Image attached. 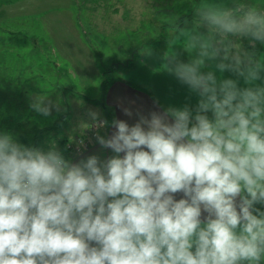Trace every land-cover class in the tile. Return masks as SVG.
<instances>
[{"label": "clouds", "instance_id": "9594fccd", "mask_svg": "<svg viewBox=\"0 0 264 264\" xmlns=\"http://www.w3.org/2000/svg\"><path fill=\"white\" fill-rule=\"evenodd\" d=\"M195 13L169 41L191 59L166 54L167 70L200 97L195 114L186 106L131 127L114 120V135L97 137L116 154L102 166L0 134V264L264 261V211L255 207L264 204V56L240 43H264V5L206 0ZM210 62L246 86L203 71ZM45 99L32 108L47 116Z\"/></svg>", "mask_w": 264, "mask_h": 264}, {"label": "rangeland", "instance_id": "374dc122", "mask_svg": "<svg viewBox=\"0 0 264 264\" xmlns=\"http://www.w3.org/2000/svg\"><path fill=\"white\" fill-rule=\"evenodd\" d=\"M196 1L0 0V4L10 5H5L8 12H0L6 17L4 19L0 15V54L5 60L7 56L14 58L19 55L22 63L17 64L23 65L26 61L28 64L34 56L39 58L48 55L53 45L65 58L68 56L69 89L67 88L68 94L64 93L63 101L64 106L69 107L68 111L62 110L55 103V111L59 113H54L51 122L56 126L47 132L43 130L36 134V148L46 152L53 145H63L60 140L64 135L67 138L70 136L61 124L67 123L66 128L73 129L81 123L82 117L86 116L87 119L97 113L95 103L101 99L108 75L111 79L121 72L143 48L163 47L180 22L183 27H193L195 8L203 0ZM237 2L238 0H223L229 7ZM241 2L245 3L244 0ZM8 17L12 19H7ZM245 40L246 38L240 40L242 46ZM10 63L13 64L11 60ZM13 68L11 65V69ZM22 71L23 78L29 79L28 71ZM39 74L42 75L41 72ZM37 80V84H46V81ZM63 81L66 84V79ZM46 97L50 99L51 95ZM38 116L44 115L38 113ZM39 117L37 119L41 124L50 123L49 118ZM100 122L101 119L93 121L88 129L97 127L99 131ZM32 129L27 127L24 135L26 143L33 144ZM79 133L65 143L73 142L84 134ZM48 137L50 140L46 139ZM259 205L264 207V204Z\"/></svg>", "mask_w": 264, "mask_h": 264}, {"label": "crops", "instance_id": "0c3cea01", "mask_svg": "<svg viewBox=\"0 0 264 264\" xmlns=\"http://www.w3.org/2000/svg\"><path fill=\"white\" fill-rule=\"evenodd\" d=\"M244 1L246 4L264 5V0ZM204 2L206 0L202 1V3ZM217 2H220V0H217ZM5 5L10 6L6 3L0 4V12H8ZM227 6L229 7V5ZM3 13L0 15L6 19ZM17 18L20 20V17ZM7 19L11 20L12 18L8 17ZM171 39L172 34L166 44L158 49L152 47L143 48L121 72H118L111 79L109 78L110 75H108V81L105 83L104 90L101 93V99L98 103H95V106L98 107L96 113L98 114L97 119L94 120L93 115L88 116L87 119L86 116L82 117L83 119L80 122L83 125L80 126L81 123L77 124V127H73V129H69L70 127L66 128L67 123L65 125L62 123L63 129H67L66 134L70 136L67 138L60 131L64 135L62 140L71 139L77 135V132L83 133L87 131L93 121L100 119L101 121H107V124L104 127H100L97 137L110 139L117 131L112 123L114 120L124 121L131 127L138 123L141 117L151 119L152 113L164 115L166 110L170 108L183 109L186 106L195 114L200 97L197 93L192 92L187 85L181 83L166 68L168 63L166 54L171 52L176 53L182 62L187 63L191 59L189 54L180 45L170 47L169 41ZM258 56H264V43L260 44ZM6 58L7 60L0 54V134H11L18 143L36 148L38 145L36 143V134L43 130L47 132L48 129H53L56 126L55 123L51 122L54 113H59L55 111L56 104L62 110L68 111L69 107L64 106L63 102L65 100L64 93L68 94L69 89L68 56L65 58L61 55L59 49H55L53 45V49L48 55L45 54L44 56H39V58L38 56H34L32 59L30 58L28 64L27 61L23 65L17 64L18 62L22 63L19 55L14 58L9 56ZM9 60L13 64H9ZM11 65L14 66L13 69H11ZM39 65H41L40 68L38 67ZM42 65H44L43 68ZM23 69H26L29 73V79L27 80L23 78ZM209 70L214 71L219 78L234 79L238 81L240 87L246 86L243 78L237 77L232 72L225 71L221 74L215 69L214 63L210 62L209 66L203 69L205 72ZM37 79L46 81V84L44 86L40 83L37 84ZM65 79L66 84L63 81ZM257 83L264 86V73H262V79L257 81ZM48 95H51L50 99L46 97ZM37 97H45V104L51 106L50 115L38 116L40 119H45L46 117L50 119V123L46 125L38 121V112L32 108V104ZM208 116L211 118V112L208 113ZM167 119L169 122H172L171 117ZM28 126L33 128V144L26 143L27 140L24 138ZM46 139L50 140L49 137ZM56 150L71 163H80L81 161H86L91 156H96L100 166L109 158L116 155L110 148L103 147L97 138L92 141L87 149L77 154L65 152L62 145L56 147ZM119 155L123 156V153ZM174 198L179 200L185 197L183 193L178 192L174 194ZM206 217L207 213H203L201 219L204 220ZM93 246L95 245L93 244ZM261 264H264V261Z\"/></svg>", "mask_w": 264, "mask_h": 264}, {"label": "built area", "instance_id": "2783aa9c", "mask_svg": "<svg viewBox=\"0 0 264 264\" xmlns=\"http://www.w3.org/2000/svg\"><path fill=\"white\" fill-rule=\"evenodd\" d=\"M97 127H91L84 132L82 137L75 138L73 142L65 144V150L69 153L77 154L80 151L87 149L93 140L97 138Z\"/></svg>", "mask_w": 264, "mask_h": 264}, {"label": "trees", "instance_id": "16d2710c", "mask_svg": "<svg viewBox=\"0 0 264 264\" xmlns=\"http://www.w3.org/2000/svg\"><path fill=\"white\" fill-rule=\"evenodd\" d=\"M196 2H198V0L196 1ZM235 4H233L231 7H233ZM189 22V21H188ZM190 23V22H189ZM191 23H192V21H191ZM190 25H192V24H190ZM183 27V24L180 22L179 24H177L176 25V27L175 28H182ZM200 30H202V31H206V29H203V28H201ZM260 42H256V47H255V49H252L251 48V45L249 44V41H248V39H246L245 41H244V43H243V46H244V48H246V49H248L249 51H254L255 53H256V55L258 56V53H259V49H260ZM66 142V140H62V141H60V144H63L62 145V147H63V150L65 151V152H67L65 149V143ZM255 207L256 208H258V209H260L261 211H264V207H261L259 204H257V205H255Z\"/></svg>", "mask_w": 264, "mask_h": 264}]
</instances>
